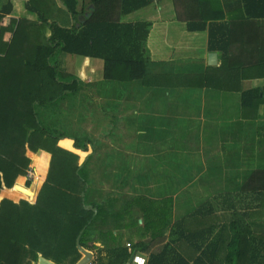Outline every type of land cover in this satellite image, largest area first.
<instances>
[{
    "label": "trees",
    "instance_id": "16d2710c",
    "mask_svg": "<svg viewBox=\"0 0 264 264\" xmlns=\"http://www.w3.org/2000/svg\"><path fill=\"white\" fill-rule=\"evenodd\" d=\"M154 1L158 0H82L80 5L79 0H5L1 5L0 191L3 186L10 188L3 193L19 200L0 199V264L36 263L39 254L56 264H75L82 256L78 245L89 249L88 229L94 220L100 216L109 220L102 204L91 202L95 212L85 208L90 190L97 189L137 194L134 203L144 214V226L155 229L151 240L134 247L148 254L147 264H260L264 259V234H255L244 222L264 210V121L250 126L248 166L242 180L225 181L212 197L192 193L177 206L181 215L175 219L172 198L144 186L155 160L149 165L112 164L114 155L119 160L143 157L122 149L126 136L119 121L126 101L149 86L159 88V77L181 78L148 75L141 53L145 39L139 35L141 25L121 21L125 14ZM172 2L176 18L188 30L208 28V48L219 52L220 65L203 74L200 86H212L214 75L229 80L264 76V0H242L243 18L227 22L218 0ZM62 52L101 58L103 80L84 82L61 70L57 56ZM111 96L120 100L112 113L108 108L112 103L105 102ZM240 103L242 108L257 109L264 104V94L259 88L242 90ZM63 138L72 139L81 151L90 145L91 152L79 164L76 153L58 145ZM113 138L114 145L121 144L120 150L109 149L107 142ZM61 145L72 149L70 140ZM27 151L49 154L45 179L36 172L31 188L22 187L29 186L22 178L15 181L27 172L31 159L33 165L42 161L40 155L29 152V157ZM254 159L259 163L256 167L250 163ZM14 182L19 184L13 187ZM36 187L34 203L21 199L31 198ZM210 199L231 213L229 221L211 217ZM208 216L212 223L206 228L187 227L192 221L203 223ZM166 230L173 236L167 242ZM182 243L189 251L184 246L177 251ZM119 250V256L107 264H123L130 258L128 249Z\"/></svg>",
    "mask_w": 264,
    "mask_h": 264
},
{
    "label": "crops",
    "instance_id": "0c3cea01",
    "mask_svg": "<svg viewBox=\"0 0 264 264\" xmlns=\"http://www.w3.org/2000/svg\"><path fill=\"white\" fill-rule=\"evenodd\" d=\"M2 1L3 4L4 0ZM79 1L81 5L82 0ZM218 3L223 9V21L243 18L242 0H218ZM83 18L82 14L79 20ZM121 21L141 25L139 35L145 37L141 41V53L146 60L148 75L181 76L180 80L183 82L177 80L178 77H172L173 79L159 77V88L149 86L143 94L126 101L127 105L119 121L120 130L126 136L122 149L130 150L134 154L140 153L143 157L119 160L118 156L114 155L111 156L112 164L126 161L130 164L149 165L155 160L157 164L153 168V173L150 172L144 186L163 198H172L171 215L172 219H175L181 215L177 206L193 197L192 193L206 192L198 195L206 196L209 193L212 197L220 192L218 190L223 189L225 181H240L246 174L249 152L246 146L247 135L250 126H254L258 121H264V104L259 105L257 109L242 108L241 91L259 88L264 94V76L256 77L253 74L248 78L229 80L223 74L218 77L214 75L215 77L210 78L212 86H200L204 85L203 74L215 72L214 68L220 65L219 52L208 48V28L204 31L188 30L187 24L176 18L172 0L154 1L125 14ZM212 52L216 53L215 64L208 63V55ZM63 53L65 52L57 56V64L61 70L77 76L84 82L103 80L101 58L72 54L78 57L62 59ZM73 62L76 67L70 71L69 66ZM105 100L106 103H112L111 106L108 105L111 113L114 112L116 103L120 102L117 96ZM120 130L115 128L114 132L119 135ZM63 140H70L72 149L62 146ZM114 141L115 138L110 143L107 142L109 149L120 150L121 144L114 145ZM58 145L76 153L79 156V164L91 152L90 145L87 146V151H81L74 148L73 140L68 138L59 140ZM29 152L33 153L27 151L28 156ZM253 152L257 158L258 150ZM33 154L42 158L38 165H33L31 159L30 165L39 173L43 181L48 170L49 154L44 151ZM250 163L253 167L259 165L257 159ZM35 177L38 178L37 175ZM198 178H202V182L192 186ZM32 183L28 187L21 185L24 188H31L34 185ZM17 184L19 183L16 182L14 185ZM37 187L31 198L21 199L34 203ZM6 189L10 188L3 186L1 189L0 199L6 197L18 202L19 198L9 197L3 193ZM125 196H130L131 200L125 199ZM136 196L137 194L132 192L115 190L90 191L86 205H90L91 202L99 205L101 201L105 204L111 203L114 199L122 204H118L115 200L114 203L119 210L115 209V206L108 208L109 220L97 217L89 227L87 241L89 249L82 247L92 254L88 264H107L111 258L119 256L118 249L123 248L128 249L131 254L133 252L143 254L148 262V254L134 247L140 242L151 240L155 229L151 227L147 230L144 226V214L134 203ZM210 201L214 212L210 216L229 221L230 212L213 199ZM136 215L141 217L134 221ZM210 216L205 217L206 219L200 224L193 221L187 223V227L206 228L212 223ZM165 235V242L173 237L169 236V230L165 231ZM177 251L181 252V248ZM81 254L78 261L85 257L82 252ZM40 258L44 257L39 254L36 263L32 262V264H39ZM127 261L128 259L123 264ZM263 262L264 259L263 261L261 259L260 264Z\"/></svg>",
    "mask_w": 264,
    "mask_h": 264
},
{
    "label": "rangeland",
    "instance_id": "374dc122",
    "mask_svg": "<svg viewBox=\"0 0 264 264\" xmlns=\"http://www.w3.org/2000/svg\"><path fill=\"white\" fill-rule=\"evenodd\" d=\"M5 1V0H4ZM2 0H0V6H1V4H2ZM47 33V32H46ZM68 57H78V56H75V55H72V54H68V53H63L62 55H61V58L62 59H64V58H67L68 59ZM61 59V60H62ZM75 59V58H74ZM62 66H63V63H62ZM76 67V65H75V62H73L70 66H69V68H70V71H72L74 68ZM66 68H67V66H66ZM93 110V109H92ZM94 111V110H93ZM31 166V165H30ZM29 167V166H28ZM33 168V172L34 173H36V171L34 170V167H32ZM36 176V175H35ZM18 178H22V180L23 181H25V183L27 184V185H31V182L32 181H29V180H27V178H26V172H25V174L24 175H20V176H18V177H16V179H15V181L18 179ZM15 183V182H14ZM90 191H92L93 192V190H90ZM92 196V195H91ZM95 196H97V193L95 194ZM89 198H90V196H89ZM97 198H99V197H97ZM91 199V198H90ZM125 199H129V201L131 200V197L130 196H125ZM91 200H93V199H91ZM95 200V199H94ZM116 199H114L113 200V202H111V203H106L105 204V202L104 201H101V204H103L104 206H102L104 209H108V208H112V207H114L115 209H118V206H117V204L115 205V203H114V201H115ZM99 201V200H98ZM116 201H118V200H116ZM104 202V203H103ZM118 204H122L120 201H118ZM131 204H134V203H131ZM130 204V205H131ZM135 205V204H134ZM137 208V210H138V207H136ZM119 210V209H118ZM109 210H107V212H108ZM109 213V212H108ZM229 215H230V218H231V213H229ZM236 215L237 216H240L239 215V213H236ZM108 216H110V215H108ZM252 217H251V219L250 220H246V221H244V222H246L247 223V225L252 229V231L253 232H255V234H264V210L263 209H259V211H257V212H255V213H252V215H251ZM101 217V216H100ZM138 217H141V215H136L135 216V220L134 221H136V219L138 218ZM102 218L104 219V217L102 216ZM105 220V219H104ZM186 244V243H185ZM185 244H184V248H186L188 251H189V249L187 248V246H185ZM181 251H183V243L181 244ZM262 261H263V258H262ZM263 264H264V262H263Z\"/></svg>",
    "mask_w": 264,
    "mask_h": 264
},
{
    "label": "water",
    "instance_id": "95a60500",
    "mask_svg": "<svg viewBox=\"0 0 264 264\" xmlns=\"http://www.w3.org/2000/svg\"><path fill=\"white\" fill-rule=\"evenodd\" d=\"M208 63H209V64H215V63H216V53H214V52L209 53V55H208ZM35 181H36V177H34V182H33V184L35 183ZM14 186H15V185H14ZM81 195L84 196L83 193H82ZM85 208H90V209H92L94 212L96 211V209L93 208L91 205H85ZM78 248H79L80 252H82L83 255H84L85 257H84L82 260L78 261L76 264H88L89 261H90V259H91V255H92V254H91L90 252L84 250L80 245H78ZM42 261H45V262H47L48 264H56V263L51 262V261H48V260H46V259H44V258H40V259H39V264H41Z\"/></svg>",
    "mask_w": 264,
    "mask_h": 264
},
{
    "label": "built area",
    "instance_id": "2783aa9c",
    "mask_svg": "<svg viewBox=\"0 0 264 264\" xmlns=\"http://www.w3.org/2000/svg\"><path fill=\"white\" fill-rule=\"evenodd\" d=\"M34 177H35V173L33 172V168L30 166L27 169L26 178L29 181H33ZM147 263H148L147 258L139 252H133L130 258L128 259V261L126 262V264H147Z\"/></svg>",
    "mask_w": 264,
    "mask_h": 264
}]
</instances>
